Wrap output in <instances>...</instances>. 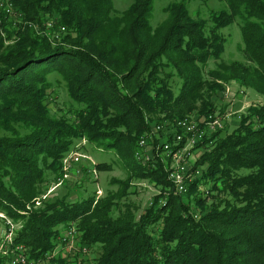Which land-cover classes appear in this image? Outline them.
Listing matches in <instances>:
<instances>
[{
    "label": "trees",
    "instance_id": "trees-1",
    "mask_svg": "<svg viewBox=\"0 0 264 264\" xmlns=\"http://www.w3.org/2000/svg\"><path fill=\"white\" fill-rule=\"evenodd\" d=\"M11 1L20 18L0 10V213L19 225L13 243L30 260L56 249L57 264H78L61 241V228L74 224L80 246L100 248L93 264H264V105L233 110L210 136L187 198L162 163L134 158L151 122L224 114L213 98L231 81L264 96V0H223L207 17L191 12V0H171L156 26L154 0H131L121 12L113 0ZM236 18L243 61H221V30ZM52 74L69 97L66 113L48 105ZM77 141L112 151L127 177L111 179L118 189L101 198L94 190L42 200ZM141 179L159 190L136 215L123 200ZM0 264H12L7 253Z\"/></svg>",
    "mask_w": 264,
    "mask_h": 264
},
{
    "label": "built area",
    "instance_id": "built-area-1",
    "mask_svg": "<svg viewBox=\"0 0 264 264\" xmlns=\"http://www.w3.org/2000/svg\"><path fill=\"white\" fill-rule=\"evenodd\" d=\"M0 10L11 18H20V12L14 8L11 0H0ZM52 24L51 20L44 21L43 26L46 28V33L50 37L54 36L55 39H59L58 34L50 35L49 29ZM64 30V27L61 26L57 33ZM222 94L224 97L234 100L237 96L241 97V95L246 94V89L227 86ZM229 111L231 110H227L222 115L214 113L201 117H184L158 123L151 122L149 129L144 130L137 140L134 151L135 160L140 163H162L171 189L178 195H186L188 186L195 179L200 178L202 174L201 167L195 165L196 156L201 154L203 147L212 143L209 139L210 136L217 130L224 128V122L231 121L234 111H231L232 113ZM81 157L82 154L75 151L65 157L62 164L64 177L67 175L66 172L72 168L73 164H77ZM88 171L96 174L94 167ZM60 182L61 177H58L56 183L59 184ZM198 188L207 195L209 183H201ZM0 218L7 226L0 235V253H7L12 264H57L54 261L58 254L56 249L45 253L40 259L30 260L26 248L19 243H13L14 229L18 228L19 225L13 223L2 213H0ZM76 234L74 227H69L62 233L61 241L64 249L70 255L74 252L81 253L82 256L88 254L89 249L86 246L76 244ZM71 259L73 260V258Z\"/></svg>",
    "mask_w": 264,
    "mask_h": 264
},
{
    "label": "rangeland",
    "instance_id": "rangeland-1",
    "mask_svg": "<svg viewBox=\"0 0 264 264\" xmlns=\"http://www.w3.org/2000/svg\"><path fill=\"white\" fill-rule=\"evenodd\" d=\"M171 0H154L152 15H151V23L153 26L158 25L164 18L165 13L162 11V8ZM131 2V0H113L114 10L116 12L123 11ZM223 6V0H191L190 10L194 13L195 9H199V16L207 17L212 9H218ZM221 32L225 37L224 43V52L221 56V61L229 62V61H243V55L239 50V45L241 44V31H240V21L239 19H235L231 24L224 27ZM214 67V63L210 62L209 67ZM51 86L53 90V97H50V103L48 104L51 108V111L55 114L66 113L69 105V97L67 96L66 90L63 86V82L60 81V78L56 74L51 75ZM228 86H237L238 84L234 81H231ZM213 100L216 103V111L219 112L223 110H231L240 111L249 106L250 104H259L264 105V96L257 94L251 89L246 90V94L241 95V97H237L234 100H230L223 96V94L217 93ZM222 108V109H221ZM229 111V112H231ZM231 112V113H232ZM231 119H234L232 116ZM232 122H230V126L225 128L227 132L231 131ZM80 141V140H79ZM76 142L79 153L82 154L79 162L77 164H73L72 168L67 171L66 177H64L62 172L61 182L56 183L57 180H54L48 184L44 185V194L41 195L42 200L53 198V197H61L63 195L67 196L68 200H75L79 197H84L92 191H96V195L104 197L107 191H116L118 189V185L111 184V179L123 180L127 177L128 171L118 160L117 156L112 151H105L103 149L97 148L93 145H88L84 141ZM201 155V154H200ZM196 156L195 162L199 158ZM87 157V158H86ZM105 162L110 167L104 170H97L94 166V163L97 162ZM80 165L84 166L87 169V174L80 169ZM94 167L96 169V174L92 171H88ZM61 174V173H60ZM133 188L130 190L133 193H130L125 202H129L130 204L136 207L135 214L138 215L143 211L145 207H147L151 200H153L154 195L158 193V187L155 183L150 180L141 179V180H132ZM184 198L187 196L183 195ZM212 198V197H210ZM41 204L35 202L34 207H40ZM135 209V208H134ZM199 213V211H197ZM75 227L74 224H72ZM6 224H4L3 219L0 218V235L6 229ZM71 227V226H70ZM69 227H62L61 232L63 233ZM76 239V244L80 246V244ZM87 247V246H86ZM88 248V247H87ZM89 253L86 255L79 256L76 254L74 259H80L78 264H93V258L99 253V246H89ZM62 251V250H61ZM60 251V252H61ZM27 253V251H26ZM63 254V252H62ZM74 255V254H73ZM72 257V256H71ZM82 257H85L83 259ZM70 258V257H68ZM71 260V259H70Z\"/></svg>",
    "mask_w": 264,
    "mask_h": 264
}]
</instances>
